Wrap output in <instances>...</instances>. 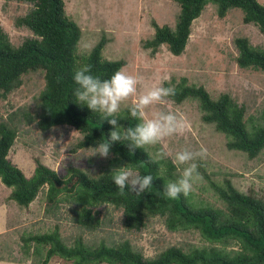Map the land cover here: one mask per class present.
<instances>
[{"label":"trees","instance_id":"trees-1","mask_svg":"<svg viewBox=\"0 0 264 264\" xmlns=\"http://www.w3.org/2000/svg\"><path fill=\"white\" fill-rule=\"evenodd\" d=\"M31 5L28 12L17 19L33 36L14 46L8 34L0 26V98L22 84L28 72H43L44 85L38 93L34 112L17 109L0 121V181L10 188L9 198L20 206L28 207L39 191H45V211L54 212L62 204H68L72 220L82 230L94 231L101 225L98 213L93 208L112 204L122 211L125 232L138 234L150 217H159L165 227L174 232H195L207 245L193 246L188 250L170 245L153 257H145L131 245L129 239L115 244L98 242L85 244L79 236L67 246L61 236L59 225L52 230L20 237L22 248H32V264H48L58 257L68 264H264V200L257 195L239 191L230 181L212 184L221 207L197 205L181 195L169 199L164 187L175 180V165L170 159H157L146 148L135 149L131 154L126 143H115L110 155V166L91 177L82 170L71 168L69 176L60 178L56 171L35 158L31 176L15 166L7 154L17 137V123H36L39 129L67 125L75 128L81 138L77 148H95L113 130L102 114L92 112L75 102L72 95L76 85L73 75L84 65L92 66V74L101 79L110 78L121 69L124 60L106 59L102 51L105 36L87 53L77 54L81 36L78 25L65 13L63 0H15ZM179 5L174 26L159 25L151 20L153 35L142 41V46L156 53L162 45L178 56L187 45L193 21L203 8L212 3L216 14L223 18L229 9L242 11V21L255 25L264 37V5L257 0H173ZM235 61L238 67L264 72V47H256L247 37H236ZM164 87L175 89L168 97L175 103L190 99L197 102L200 118L225 135V145L252 159L264 149V108L258 117L245 120L246 109L228 93L212 98L202 86L188 84L186 78L175 86L169 82ZM130 106L116 114L118 125L134 126L137 121L130 117ZM156 160L157 162H153ZM130 167L141 175L154 177L152 186L144 193L135 194L125 189L120 194L113 183L114 169Z\"/></svg>","mask_w":264,"mask_h":264},{"label":"rangeland","instance_id":"rangeland-1","mask_svg":"<svg viewBox=\"0 0 264 264\" xmlns=\"http://www.w3.org/2000/svg\"><path fill=\"white\" fill-rule=\"evenodd\" d=\"M63 1L66 15L81 30L77 54L87 53L102 35L105 36L103 57L124 60L122 68L140 79L138 92L152 86H163L164 82L175 86L182 78H186L188 84L202 85L212 98L224 92L230 94L238 104L245 106L247 122L250 118L256 119L264 108V72L240 68L235 61L236 37H247L252 45L264 47L263 35L255 25L243 23L240 9L231 8L223 18H219L216 6L208 3L192 23L184 52L175 56L165 45L154 54L142 46V41L153 35L152 19L159 25L174 26L179 5L173 0ZM257 1L264 5V0ZM30 7L27 2L0 0V26L14 46L33 36L27 27L17 23V19L26 14ZM43 85V72L33 71L23 75L21 86L5 98H0V121L6 120L7 115L17 109L34 112L38 93ZM130 103V100L122 103L116 114L130 106ZM154 107L181 115L190 123V130L182 135L168 137L161 144L146 146L151 155L157 158L158 153L174 155L183 149H207L205 158L194 161L198 165L199 178L194 181L193 190L188 195L193 203L221 207L212 184H222L225 179H230L239 191L257 195L264 200V149L252 159L240 151L228 149L225 135L201 120L195 100L175 103L166 98L162 104ZM17 129V137L7 158L26 177L31 176L34 171L35 158L55 170L60 178L68 177L71 168L95 177L110 166V154L107 158L93 155V148H76L73 151L81 136L71 126L59 125L44 131L35 122L26 124L21 120L17 123ZM165 159L172 161L171 157L162 158ZM183 167L175 166V180L181 175ZM8 192L10 188L0 181V201ZM44 198L43 188L26 214L28 221L17 216L25 213L26 208L9 199V221L21 226L18 230L26 236L48 232L53 229L54 224H58L67 246H71L79 236L85 244L102 241L111 245L129 239L133 248L142 252L145 257H153L170 245L188 250L193 246L208 244L195 232L169 231L163 220L156 216L148 219L140 233L128 234L123 227L122 211L112 204L93 208L101 220L97 230H82L72 220V206L62 204L54 212H46ZM25 220L29 223H22ZM53 259L60 264H68L58 257Z\"/></svg>","mask_w":264,"mask_h":264},{"label":"clouds","instance_id":"clouds-1","mask_svg":"<svg viewBox=\"0 0 264 264\" xmlns=\"http://www.w3.org/2000/svg\"><path fill=\"white\" fill-rule=\"evenodd\" d=\"M73 81L76 85L72 92L75 102L92 112L102 114L113 128L108 137L93 148V155L107 158L113 144L117 142L126 143L131 154L137 148L161 144L168 137L182 135L190 130V123L181 115L154 107L175 95L172 87L152 86L138 92L140 79L124 68L117 70L110 78L101 79L92 74L91 65L77 69ZM129 100L130 117L137 123L124 128L118 125L115 114L120 110L121 104ZM206 155L207 149L203 147L199 151L183 149L174 155L157 154L158 159L171 157L172 163L178 168L184 166L181 175L164 187L167 198L174 200L181 195L187 197L190 194L194 181L199 178L198 165L194 161L203 159ZM112 179L120 194L124 195L126 188L128 192L135 194L146 192L152 186L154 177L150 174L141 175L139 171L123 166L114 169Z\"/></svg>","mask_w":264,"mask_h":264},{"label":"crops","instance_id":"crops-1","mask_svg":"<svg viewBox=\"0 0 264 264\" xmlns=\"http://www.w3.org/2000/svg\"><path fill=\"white\" fill-rule=\"evenodd\" d=\"M9 192L0 201V264H32V256L30 248L28 251L22 248L20 237L25 233L18 230L21 226L16 222L9 221V213L11 210L9 204ZM33 201L26 207L25 213L17 216L26 218V214L31 210ZM22 223H26L27 221ZM11 222V225H10ZM29 222H27L28 224ZM48 264H60L56 259L51 258Z\"/></svg>","mask_w":264,"mask_h":264}]
</instances>
